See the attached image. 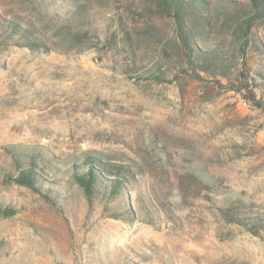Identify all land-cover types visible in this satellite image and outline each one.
<instances>
[{
  "label": "rangeland",
  "instance_id": "obj_1",
  "mask_svg": "<svg viewBox=\"0 0 264 264\" xmlns=\"http://www.w3.org/2000/svg\"><path fill=\"white\" fill-rule=\"evenodd\" d=\"M196 2L191 53L161 0H0V264H264V11Z\"/></svg>",
  "mask_w": 264,
  "mask_h": 264
},
{
  "label": "trees",
  "instance_id": "obj_2",
  "mask_svg": "<svg viewBox=\"0 0 264 264\" xmlns=\"http://www.w3.org/2000/svg\"><path fill=\"white\" fill-rule=\"evenodd\" d=\"M161 0V3L164 7L167 8L168 14L171 15L174 19L176 32L184 43V46L192 53L193 51V42L192 39L196 37V34L200 33V27L204 25V27H209V19L201 13V9L203 8L202 4L196 2V0ZM249 6L251 10L256 15L258 11H264V0H248ZM240 18V22L238 23L241 28L248 30V26L251 23L248 17H243L241 14L238 15ZM79 23L78 20H75L73 23H69L62 27V32L64 35L68 36L70 40L77 38L78 34L74 31L76 29V25ZM28 38V36L26 37ZM29 38L32 39L31 36ZM37 42V41H36ZM34 41V46H41L40 41L36 43ZM19 158V157H17ZM17 161H19L17 159ZM89 161V160H88ZM19 167L17 171V175L13 177V181L27 188L34 189L35 184L39 178L40 174H43L42 171L45 170V167H41V171H39L38 166L41 164H45L43 162L41 155L32 154L26 160L19 162ZM85 170L82 172L79 168H74L71 173V177L75 184H77L85 193L87 198H91L94 191V186L98 181L100 174L98 170L93 167L91 162H87L85 164ZM112 171H109L111 176H115L116 178L111 181V191L120 190L123 187V182L127 183V178L125 174H129L132 178L131 172L127 167L122 166H113ZM39 173V174H38ZM110 193H113L111 192ZM255 226V225H254ZM256 227V226H255ZM253 227V228H255Z\"/></svg>",
  "mask_w": 264,
  "mask_h": 264
}]
</instances>
